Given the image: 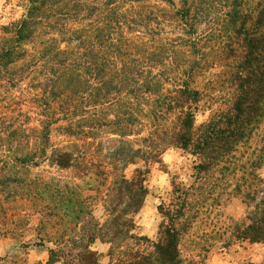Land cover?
<instances>
[{"label": "trees", "instance_id": "1", "mask_svg": "<svg viewBox=\"0 0 264 264\" xmlns=\"http://www.w3.org/2000/svg\"><path fill=\"white\" fill-rule=\"evenodd\" d=\"M178 1L174 17L182 37L157 45L151 41L139 45L137 37L124 35L125 25L130 34L135 25L124 14L125 7L142 0H29L25 16L0 25V193H6V200L39 207L36 212L43 220L36 234L41 244L47 240L54 246L47 250L45 264H100L99 254L91 250L97 241L110 245L108 264H180V231L175 228L165 229L150 253L127 246L111 261L112 243L138 240L130 231L148 195L150 163H160L163 150L174 148L198 159V173L207 172L231 159L264 123V0L252 5L250 0H221L229 8L218 34L225 41L220 42L217 60L221 91L206 89L209 96L192 86L190 73L199 64L190 65L189 74H171L173 65L177 69L189 65L188 58L174 57L167 68L169 55L180 52L175 47L194 45L189 40L195 30L192 7L189 0ZM31 74L29 89L35 94H13L25 91L21 83ZM206 97L208 118L196 125L195 114ZM142 120L159 138L161 149L151 137L143 140L148 144L145 149L127 153L120 146L107 157L109 161L98 162L92 177L77 183L32 176L45 161L64 170L81 158L49 147L53 125L68 122L57 128L78 137L105 126L115 136L127 138ZM258 153L251 167L259 168L264 161V136ZM136 158L143 165L126 178L120 170L135 165ZM107 181L109 188L102 193ZM98 201L105 210L103 221L92 216ZM53 218L59 229L51 237L47 228ZM247 221L236 230V238L264 244V199ZM0 264L9 263L3 258Z\"/></svg>", "mask_w": 264, "mask_h": 264}, {"label": "rangeland", "instance_id": "2", "mask_svg": "<svg viewBox=\"0 0 264 264\" xmlns=\"http://www.w3.org/2000/svg\"><path fill=\"white\" fill-rule=\"evenodd\" d=\"M28 1L0 0V25L18 21L25 16ZM172 1L173 5L164 0H142L133 7L126 6L123 12L127 19L134 20L135 25L133 34L129 33L125 25L124 35L127 38L134 35L140 40L139 45L145 41L157 45L158 41H176L182 37L179 22L174 17L180 3L178 0ZM256 1L250 0V4ZM189 3L195 20V30L190 31L189 40L194 45L184 49L175 47L180 52L169 55L167 68L171 65L170 59L174 57L188 58L189 65L184 64L179 69L173 65L171 74L176 72L183 75L185 71L189 74L190 65L194 62L199 64L190 73L192 86L205 91L209 96L211 93L206 89L217 87L215 93L221 91L218 86L222 79L221 67L218 66L217 60L222 51L220 42L224 44L225 41H220L218 34L229 8L221 0H189ZM28 50L33 52L30 46ZM159 69L163 67L156 70ZM31 76L32 74L21 83L20 87L25 91L17 89L12 93L16 96H21L20 93L23 97L33 96L35 92L29 89ZM88 81L93 85L91 79ZM90 91L91 88L88 93ZM220 95L224 98L226 92ZM208 101L209 97H206L199 105L195 114L196 125L207 120ZM142 121L141 125L133 129V135L127 138L115 136L111 128L105 126L96 127L88 136H70L57 128L68 125V122H59L51 128L49 147L65 149L81 158L71 168L64 170L52 165L49 160L45 161L32 170V176L37 175L45 179L55 177L77 183L92 177L98 162L109 161L107 157L115 154L120 146H124L127 153L130 149H145L148 144L143 140L151 137L156 149H161L162 146L158 145L159 138L153 135V129ZM263 136L264 123L250 140L238 148L231 159L204 173L197 172L195 167L198 159L195 156L174 148L163 150L159 157L160 163L152 162L149 165L150 173L145 184L148 195L139 213L133 217L135 228L130 233L138 240L119 239L112 243L114 251L111 261H114L118 251L126 249L127 246L150 253L152 244L162 239L165 229L175 228L180 231V264H264V244H251L236 238V230L248 224L247 217L255 210L256 204L264 199V161L259 168L250 166L259 156ZM135 163L125 168L120 164V173L130 178L134 170L143 165L138 158ZM107 188L108 181L101 192L104 193ZM6 198V193H0V259L4 258L9 264H45L47 250L54 246L47 240L41 244L36 234L43 220V216L36 212L39 207ZM92 216L97 221L104 220L105 210L101 201L94 203ZM56 223L55 218L51 219V226L47 228L51 237L59 229ZM140 238L148 241H141ZM109 247L110 245L99 241L92 245L91 250L99 254L100 264H108Z\"/></svg>", "mask_w": 264, "mask_h": 264}]
</instances>
